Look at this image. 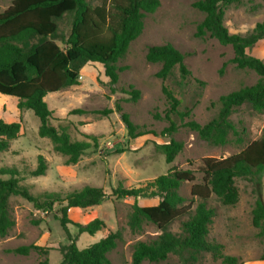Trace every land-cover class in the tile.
I'll use <instances>...</instances> for the list:
<instances>
[{
  "label": "trees",
  "instance_id": "1",
  "mask_svg": "<svg viewBox=\"0 0 264 264\" xmlns=\"http://www.w3.org/2000/svg\"><path fill=\"white\" fill-rule=\"evenodd\" d=\"M95 1L98 4L95 5ZM192 1L193 7L205 15L197 28V35H208L221 45L230 46L234 53L232 63L238 69L254 72L258 80L254 85L221 96L218 114L204 125L192 119L184 122L190 114L180 110L182 100L168 86H164L163 94L169 104L166 115L169 126L161 132V136L171 138L178 130L174 118H179L184 127L209 144L225 146L231 136L237 143H242V133L231 120L233 114L242 107L264 114V62L250 54L264 41V21L257 23L245 35L230 34L224 23L225 10L241 0ZM159 7V0H14L0 13V95L17 99L20 112L33 111L40 120L39 136L49 139L53 151L66 157V165L78 164L88 150L97 147L98 138L85 134L87 141L73 140L67 128L52 125L53 111L45 98L79 85L81 70L89 63L101 64L110 85H116L121 72L119 61L142 35L146 15L154 14ZM65 18L71 20L69 32L60 30ZM146 60L161 65L157 77L164 81L173 77L176 70L181 86L191 78L184 55L171 43L149 47ZM130 96L132 102H137L140 94L132 90ZM117 111L126 124L130 138L150 134L140 131L119 105ZM81 113L82 110L72 111V114ZM20 130V123L0 120V153L9 150L11 143L19 137ZM183 149L184 144L172 138L167 143L156 145V150L165 157L167 164L173 163ZM47 169L46 159L40 156L38 167L30 175L44 176ZM201 172L203 177L193 186L190 200L180 191L185 183L195 182L196 176L191 170L176 167L144 186L126 189L119 185L111 191L110 195L116 198L135 200L127 221L131 233H142L147 224L155 226L160 232L155 239L139 241L133 246L131 264H161L171 257L177 258L179 264H199L207 254L221 264H242L238 257L224 255L221 244L209 240L210 227L216 216V210L209 206V202L214 196L224 207L236 206L239 202L236 181L239 179L254 186L252 225L258 230V236L264 239V200L260 191L264 174V130L258 140L239 154L221 160L205 158ZM0 173L18 174L15 168L2 169ZM12 197H21L36 210L54 215L70 242L59 248L62 256L60 264H111L109 254L122 240L121 231L111 232L98 243L80 249L69 228L73 225L80 236H93L106 228L102 219L77 224L68 215L71 209L100 206L108 197L103 189L85 186L64 195L44 192L35 196L20 185L19 178H0L1 239L6 238L16 225L10 207ZM140 198H158L159 203L142 207L138 204ZM177 222H180V231L174 233L171 227ZM32 223L39 225L40 221L33 220ZM9 251L21 256H29L33 251L48 255V250L35 245ZM261 260H264V252ZM39 264L50 263L45 258Z\"/></svg>",
  "mask_w": 264,
  "mask_h": 264
},
{
  "label": "rangeland",
  "instance_id": "2",
  "mask_svg": "<svg viewBox=\"0 0 264 264\" xmlns=\"http://www.w3.org/2000/svg\"><path fill=\"white\" fill-rule=\"evenodd\" d=\"M13 1L0 0V13ZM159 1V9L154 14L146 15L142 35L130 45L127 54L119 61L121 72L116 85H110L101 64L89 63L81 70L79 85L45 98L53 111L52 125L67 128L73 140L87 141L85 134L98 138L97 147L88 150L78 164L66 165V157L53 151L49 139L39 136L40 120L33 111L20 112L17 99L0 95V120L21 124L19 137L11 143L8 151L0 153V170L15 168L18 174L12 176L0 173V178H19L20 185L35 196L44 192L64 195L85 186L103 189L108 197L100 206L85 210L71 209L68 215L77 224L102 219L106 228L93 236H80L73 225L69 228L80 249L98 243L111 232L121 231L122 240L109 254L111 264H131L133 246L139 241L155 239L160 234L151 224L145 225L140 234L131 233L127 221L135 200L111 196L113 189L119 185L126 189L144 186L176 167L179 170H191L196 176L195 182L185 183L180 191L190 200L193 186L201 182L203 177L201 168L205 158L221 160L239 154L250 143L258 140L264 130V114L242 107L233 114L231 120L239 128L244 141L237 143L231 136L225 146H215L201 140L196 133L184 127L179 118H174L178 130L171 138L182 142L184 149L173 163H166L165 157L156 150L157 144L167 143L171 139L161 136V132L169 126L166 119L169 104L163 94L164 86H168L182 100L180 110L190 114L184 122L192 119L204 125L218 114L221 96L254 85L258 76L252 71L238 69L232 63L234 53L230 46L221 45L208 35H197V28L205 15L193 7L192 0ZM262 21L264 0H241L239 4L225 10L224 23L230 34L245 35ZM60 30H71L70 18L63 20ZM166 43H171L184 55V63L192 74L183 86L179 84L178 70L173 77L164 81L157 77L161 65L146 60L149 47ZM250 54L264 62V41L253 48ZM132 90L140 94L137 102L131 101ZM118 105L140 131L150 134L130 138L126 124L117 111ZM73 110H82L83 113L72 114ZM40 156L46 159L48 169L44 176L32 177L30 173L38 167ZM236 187L239 191L236 206L224 207L214 196L209 202V206L216 210L209 240L221 244L224 255L238 257L242 264H264V260H261L264 239L258 236V230L252 225L254 186L239 179ZM260 191L264 200V174ZM158 203V198L138 199L142 207ZM10 207L16 225L6 238H0V264H39L45 258L50 264H60L62 256L59 248L70 242L54 215L36 210L21 197H12ZM33 220L40 221V224L34 225ZM171 230L178 233L180 222L175 223ZM30 245L48 250V255L33 251L29 256H21L9 251ZM161 264L179 262L177 258L171 257ZM199 264H221V261H215L207 254Z\"/></svg>",
  "mask_w": 264,
  "mask_h": 264
}]
</instances>
